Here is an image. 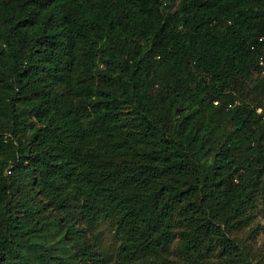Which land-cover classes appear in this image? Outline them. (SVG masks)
Returning <instances> with one entry per match:
<instances>
[{
    "label": "trees",
    "instance_id": "1",
    "mask_svg": "<svg viewBox=\"0 0 264 264\" xmlns=\"http://www.w3.org/2000/svg\"><path fill=\"white\" fill-rule=\"evenodd\" d=\"M263 97L264 0H0V264H252Z\"/></svg>",
    "mask_w": 264,
    "mask_h": 264
},
{
    "label": "rangeland",
    "instance_id": "2",
    "mask_svg": "<svg viewBox=\"0 0 264 264\" xmlns=\"http://www.w3.org/2000/svg\"><path fill=\"white\" fill-rule=\"evenodd\" d=\"M258 77H260L259 74L255 72L250 80L245 81V84L243 83L244 86L242 87L241 94L248 101L255 99L256 90L254 89V81ZM261 104H264V97L261 99ZM259 209L260 207L254 215L251 223L248 226L243 227L241 231L236 232L232 236L239 240V242H244L250 246L254 254L252 264H264V218ZM57 215L69 222L71 220H75V215H73L72 210L71 212L64 210L62 213H58ZM52 216H54V214H52ZM49 235L52 236V234ZM77 241L78 240L76 239L75 242ZM98 242L101 244L100 246L105 252H109V250L112 249L113 237L111 229L108 225L100 227ZM51 243H54V248L57 249V242L52 240ZM60 250L61 249H59V251ZM261 254H263V256Z\"/></svg>",
    "mask_w": 264,
    "mask_h": 264
},
{
    "label": "built area",
    "instance_id": "3",
    "mask_svg": "<svg viewBox=\"0 0 264 264\" xmlns=\"http://www.w3.org/2000/svg\"><path fill=\"white\" fill-rule=\"evenodd\" d=\"M259 65H260V66H263V62H260ZM8 173H9V172H8Z\"/></svg>",
    "mask_w": 264,
    "mask_h": 264
}]
</instances>
